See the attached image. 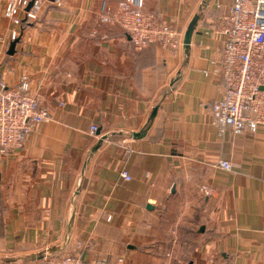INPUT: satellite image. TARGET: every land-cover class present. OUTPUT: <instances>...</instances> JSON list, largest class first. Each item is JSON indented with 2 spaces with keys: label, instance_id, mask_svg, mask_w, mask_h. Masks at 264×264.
<instances>
[{
  "label": "crops",
  "instance_id": "obj_1",
  "mask_svg": "<svg viewBox=\"0 0 264 264\" xmlns=\"http://www.w3.org/2000/svg\"><path fill=\"white\" fill-rule=\"evenodd\" d=\"M120 1L49 3L11 56L0 0V83L27 76L52 118L0 152V264H43L49 249L85 264H264V131L220 134L211 115L225 41L214 21L230 0H145L180 31L178 55L136 52L102 23Z\"/></svg>",
  "mask_w": 264,
  "mask_h": 264
},
{
  "label": "built area",
  "instance_id": "obj_2",
  "mask_svg": "<svg viewBox=\"0 0 264 264\" xmlns=\"http://www.w3.org/2000/svg\"><path fill=\"white\" fill-rule=\"evenodd\" d=\"M49 3L50 0H4V17L13 26L8 41L19 39L18 29L22 22H37ZM230 3L229 9L219 13L214 21L216 32L225 41L220 60L223 92L212 105V122L220 134L231 131L238 136H255L259 130L264 131V0H230ZM54 4L61 6L62 2L55 0ZM100 19L102 23L120 24L136 52L158 45L178 55L183 47L178 28L160 22L155 15L147 12L145 0H121L115 14ZM0 42H6L1 29ZM29 90L27 76H23L17 86L0 83V152L4 155L23 148L37 125L52 120L47 107ZM98 131V126H91L92 134ZM220 167L231 170L227 161L221 162ZM122 177L126 181L132 180L127 172H123ZM201 191L206 197L213 195V190L206 186H202ZM81 249L82 244L79 243L76 250ZM43 262L85 264L80 255L72 250L60 252ZM97 264L108 262L102 260Z\"/></svg>",
  "mask_w": 264,
  "mask_h": 264
},
{
  "label": "water",
  "instance_id": "obj_3",
  "mask_svg": "<svg viewBox=\"0 0 264 264\" xmlns=\"http://www.w3.org/2000/svg\"><path fill=\"white\" fill-rule=\"evenodd\" d=\"M51 2H54L55 0H50ZM32 6V4L29 6L28 9H30ZM193 30H194V26H191L186 34V38H185V44L186 45H189L190 44V41H191V36H192V33H193ZM20 39H17L16 41L12 42L10 44V47H9V50H8V54L13 56L16 52V46L17 44L19 43ZM157 111H158V108H156L152 114V117L154 118L157 114ZM0 197H1V192H0ZM60 253V250L58 249H49V250H46L44 252H42L41 254L38 255L39 259H46V258H51L53 256H55L56 254Z\"/></svg>",
  "mask_w": 264,
  "mask_h": 264
},
{
  "label": "trees",
  "instance_id": "obj_4",
  "mask_svg": "<svg viewBox=\"0 0 264 264\" xmlns=\"http://www.w3.org/2000/svg\"><path fill=\"white\" fill-rule=\"evenodd\" d=\"M32 22H29V21H27V20H24L23 22H22V26H21V28L22 29H25L27 26H29L30 24H31Z\"/></svg>",
  "mask_w": 264,
  "mask_h": 264
}]
</instances>
